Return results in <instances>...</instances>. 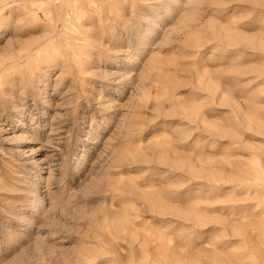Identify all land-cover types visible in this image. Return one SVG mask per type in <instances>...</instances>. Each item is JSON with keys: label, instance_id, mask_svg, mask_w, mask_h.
<instances>
[{"label": "rangeland", "instance_id": "1", "mask_svg": "<svg viewBox=\"0 0 264 264\" xmlns=\"http://www.w3.org/2000/svg\"><path fill=\"white\" fill-rule=\"evenodd\" d=\"M0 264H264V0H0Z\"/></svg>", "mask_w": 264, "mask_h": 264}]
</instances>
